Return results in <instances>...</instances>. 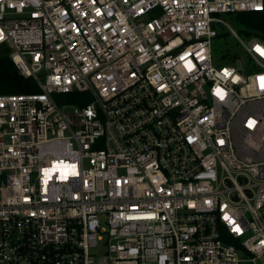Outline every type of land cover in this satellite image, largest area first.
Segmentation results:
<instances>
[{
    "label": "built area",
    "instance_id": "1",
    "mask_svg": "<svg viewBox=\"0 0 264 264\" xmlns=\"http://www.w3.org/2000/svg\"><path fill=\"white\" fill-rule=\"evenodd\" d=\"M240 13L264 0H0L39 89L0 94V264H264V38Z\"/></svg>",
    "mask_w": 264,
    "mask_h": 264
},
{
    "label": "trees",
    "instance_id": "2",
    "mask_svg": "<svg viewBox=\"0 0 264 264\" xmlns=\"http://www.w3.org/2000/svg\"><path fill=\"white\" fill-rule=\"evenodd\" d=\"M234 19L252 34L264 38V13L235 14ZM249 34V33H248ZM39 89L29 78H23L4 49H0V94L37 93Z\"/></svg>",
    "mask_w": 264,
    "mask_h": 264
},
{
    "label": "rangeland",
    "instance_id": "3",
    "mask_svg": "<svg viewBox=\"0 0 264 264\" xmlns=\"http://www.w3.org/2000/svg\"><path fill=\"white\" fill-rule=\"evenodd\" d=\"M235 14L220 15L219 17L226 21L232 28V30L244 41H248L252 33L243 25L239 24L234 19ZM219 34V36L212 40L211 52L214 59V65L219 67L225 64L224 55L226 54H236L238 58L234 62L235 67H240L243 58V51L238 44L237 39L231 35L228 30L219 25L214 26ZM249 33V34H248ZM255 70V67L252 68Z\"/></svg>",
    "mask_w": 264,
    "mask_h": 264
}]
</instances>
